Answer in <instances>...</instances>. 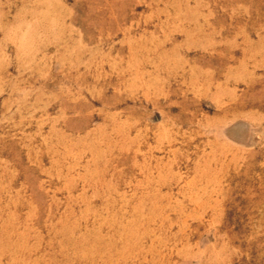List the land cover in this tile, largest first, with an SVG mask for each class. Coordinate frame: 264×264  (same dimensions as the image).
I'll return each mask as SVG.
<instances>
[{
  "label": "rangeland",
  "instance_id": "obj_1",
  "mask_svg": "<svg viewBox=\"0 0 264 264\" xmlns=\"http://www.w3.org/2000/svg\"><path fill=\"white\" fill-rule=\"evenodd\" d=\"M0 264H264V0H0Z\"/></svg>",
  "mask_w": 264,
  "mask_h": 264
}]
</instances>
